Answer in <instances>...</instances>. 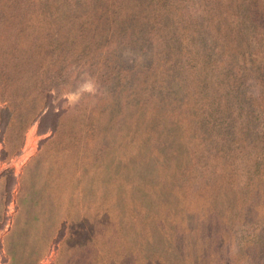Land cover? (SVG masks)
Instances as JSON below:
<instances>
[{"label":"rangeland","instance_id":"1","mask_svg":"<svg viewBox=\"0 0 264 264\" xmlns=\"http://www.w3.org/2000/svg\"><path fill=\"white\" fill-rule=\"evenodd\" d=\"M46 36L33 29L27 37ZM49 42H44L48 60L64 58V36L59 49ZM68 69L70 78L48 84L60 110L54 130H38L47 108L40 84L27 97L13 85L9 100L0 98V105H17L27 119L22 130L17 124L0 132V264L264 260V193L247 208L243 156L236 158L241 172L236 179L228 167L215 169L216 158L198 164L197 176H185L187 147L179 142L158 163L140 127L141 114L130 115L134 103L98 84L81 64ZM200 136L197 129L188 146L196 147Z\"/></svg>","mask_w":264,"mask_h":264},{"label":"trees","instance_id":"2","mask_svg":"<svg viewBox=\"0 0 264 264\" xmlns=\"http://www.w3.org/2000/svg\"><path fill=\"white\" fill-rule=\"evenodd\" d=\"M33 29L45 30L46 38H28ZM63 36L64 58L48 60L44 42L59 49ZM27 40L33 43L24 45ZM79 64L134 103L130 115L141 114L156 162L179 142L187 147L185 176H197L198 164L216 158L215 169L228 167L236 179V158L243 156V201L250 198V209L258 204L264 193V0H0V98L8 101L17 86L27 97L40 84L47 108L39 132L58 125L48 84L70 78L68 68ZM17 124L21 130L27 124L18 106L0 105V132ZM197 129L199 142L189 147Z\"/></svg>","mask_w":264,"mask_h":264}]
</instances>
